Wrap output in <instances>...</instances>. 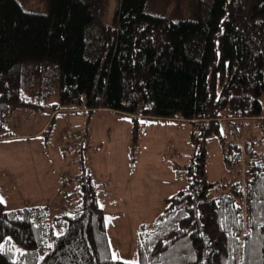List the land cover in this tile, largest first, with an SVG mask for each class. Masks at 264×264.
Wrapping results in <instances>:
<instances>
[{"label":"trees","instance_id":"trees-1","mask_svg":"<svg viewBox=\"0 0 264 264\" xmlns=\"http://www.w3.org/2000/svg\"><path fill=\"white\" fill-rule=\"evenodd\" d=\"M48 2L42 13L0 0V140L15 134L21 109L40 105L28 95L56 89L54 112H127L135 140L142 117L188 120L200 132L187 187L137 229L139 263L113 258L101 186L83 166L63 178L79 187L64 209L8 210L0 198V264H264V149L228 141L221 127L264 118V0H200L177 20L153 14L149 0H118L112 24L102 20L107 0ZM211 135L230 181L208 179Z\"/></svg>","mask_w":264,"mask_h":264},{"label":"rangeland","instance_id":"rangeland-1","mask_svg":"<svg viewBox=\"0 0 264 264\" xmlns=\"http://www.w3.org/2000/svg\"><path fill=\"white\" fill-rule=\"evenodd\" d=\"M18 1L29 11H49L48 0ZM107 1L102 20L112 24L119 2ZM198 1L149 0L148 8L177 20L193 17ZM60 98L58 89L43 97L28 95L26 99L40 101V105L21 109V118H15V134L0 140V198L8 210L36 204L64 209L79 197V187L60 182L81 172L83 166L93 167L109 217L113 253L139 263L137 229L140 223L153 222L168 197L187 187L184 172L192 162V133H199V126L177 118L142 117L135 140V123L127 112L90 111L82 106L54 112ZM261 99L264 104V94ZM221 127L228 141L252 138L258 149H264V118L224 120ZM207 148L208 179L230 181L220 138L209 136ZM65 191L70 193L68 201L61 194ZM54 227L57 232L59 224Z\"/></svg>","mask_w":264,"mask_h":264},{"label":"snow or ice","instance_id":"snow-or-ice-1","mask_svg":"<svg viewBox=\"0 0 264 264\" xmlns=\"http://www.w3.org/2000/svg\"><path fill=\"white\" fill-rule=\"evenodd\" d=\"M113 258H116V257H115V254H114Z\"/></svg>","mask_w":264,"mask_h":264},{"label":"crops","instance_id":"crops-1","mask_svg":"<svg viewBox=\"0 0 264 264\" xmlns=\"http://www.w3.org/2000/svg\"><path fill=\"white\" fill-rule=\"evenodd\" d=\"M60 183H62V182H60Z\"/></svg>","mask_w":264,"mask_h":264}]
</instances>
